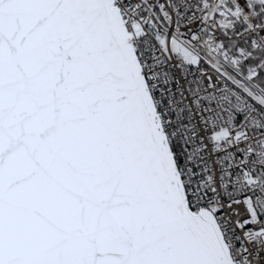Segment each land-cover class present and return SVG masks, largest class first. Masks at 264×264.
Returning a JSON list of instances; mask_svg holds the SVG:
<instances>
[{"label":"snow or ice","instance_id":"1","mask_svg":"<svg viewBox=\"0 0 264 264\" xmlns=\"http://www.w3.org/2000/svg\"><path fill=\"white\" fill-rule=\"evenodd\" d=\"M0 264H264V0H0Z\"/></svg>","mask_w":264,"mask_h":264}]
</instances>
